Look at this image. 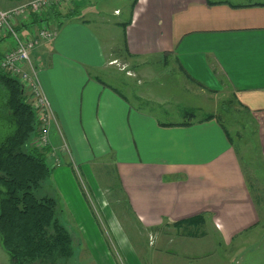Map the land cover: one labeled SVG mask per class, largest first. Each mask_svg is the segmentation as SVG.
<instances>
[{
  "label": "crops",
  "instance_id": "obj_1",
  "mask_svg": "<svg viewBox=\"0 0 264 264\" xmlns=\"http://www.w3.org/2000/svg\"><path fill=\"white\" fill-rule=\"evenodd\" d=\"M27 1L0 0V10ZM78 1L58 6L63 16L52 9L43 13L56 35L31 52L56 114L46 146L52 149L51 167L65 169L69 163L60 159L54 166L53 154L64 145L80 170L95 156L112 155L135 217L147 226H159L164 220L202 215L214 237L203 229L192 238H211L204 242L208 251H218L222 244L253 232L261 220L252 191L255 179L242 162L239 145L230 140L218 119L191 118L189 125L161 120L156 112L137 106L124 87L113 84L114 79L120 80L109 70L123 72L122 82L143 84L138 71L147 58L173 56L192 90L207 97L228 91L237 110L252 115L264 156V0H138L126 13L115 7L113 20L101 18L102 25L84 14ZM76 5L80 14L65 16ZM41 21L32 14L17 29L28 34ZM8 37H0L5 40L4 51L16 44ZM35 140L36 136L32 145ZM98 202L109 209L106 198L99 197ZM68 212L79 226L75 210L68 208ZM111 214L110 210V218L116 219ZM158 247L160 252L165 250ZM2 248L0 238V264ZM184 248L175 247L168 254L174 258L178 251L186 252ZM127 253L141 260L136 251ZM158 254L153 256L155 264L157 258L165 264L166 256ZM183 257L185 264H208L206 258H216L184 253Z\"/></svg>",
  "mask_w": 264,
  "mask_h": 264
},
{
  "label": "rangeland",
  "instance_id": "obj_2",
  "mask_svg": "<svg viewBox=\"0 0 264 264\" xmlns=\"http://www.w3.org/2000/svg\"><path fill=\"white\" fill-rule=\"evenodd\" d=\"M132 2L133 0H79L78 5L81 6L84 14H90L96 24L102 25L99 19L111 18L113 20L115 7L122 8L126 13ZM8 41L14 43L15 39L10 36ZM4 42L5 40L0 41L1 50L5 48ZM174 63L173 56L168 58L159 55L147 58L141 66L143 69L138 71L141 73L143 84H140L138 80L137 82L133 80L122 82L125 74L123 72L118 74L115 68L109 72H112V77L118 76L121 81L120 83L114 79L113 84H117L120 88L124 87L130 99L137 106L141 105L147 111L156 112L161 120L175 122L189 120L191 118L186 115L187 110H193L196 114L194 118L199 120L208 113H221L226 125L229 126L233 141L239 145L242 162L252 170V177L255 179L252 181L254 186L252 191L255 200L259 202L261 212L259 226L253 232L244 233L243 236L234 239L229 245L222 244L224 248L215 252L208 251V244L204 243L209 237L192 238L196 235L187 233L191 230L196 234H202L203 232H197L203 229L211 231V225L208 227L204 224L197 227L181 226L177 228L180 230L179 233L175 232L174 221L164 220L159 226H147L138 220L131 210L127 194L121 186L116 171L115 158L112 155L95 156L92 163H84L81 165L83 170H80L70 160V148L64 145L59 150L56 149V156L53 154L54 166L61 162L60 159H66L69 163L64 166L65 169H62L63 166L55 167L51 177L44 180L35 192L39 197L50 195L58 199L59 218L73 237V254L70 258H60L55 262L38 260L30 264H100L104 262L108 264L110 261L114 264H155L153 256L159 257L158 253L166 256L165 264L166 262L167 264H185L183 253L186 256L193 254L202 257L213 254L216 258H206L208 264L264 263V156L256 134L257 126L255 122L248 123L247 116L243 111H237L238 107L233 108V103L232 107H228V101L232 99L234 102L230 92L226 91L213 96L209 94L207 97L203 92L192 90L195 89L194 86L188 84L183 73ZM133 67L134 65H129L130 69ZM100 75L104 77L106 73L102 72ZM39 78L51 105L53 113L51 122L53 123L56 121V114L40 74ZM137 95L143 97L140 98ZM26 99L30 103L27 95ZM137 99H142V101ZM99 197L108 200V205L105 204V206H109V209L101 206L98 202ZM68 208L71 211L75 210L80 220L79 226L83 225V227H79L76 221L71 219ZM110 210L114 212L113 216L118 220L110 218ZM119 223L122 230H118ZM213 233L211 231L210 234ZM209 241L211 242V238ZM220 241L219 243L222 242ZM158 245L165 250L160 252ZM183 246L186 252L178 251L179 253H176L174 258L169 256L168 253L175 247ZM2 249L4 251L2 263L11 264L9 253L4 247ZM128 250L134 253L136 251L141 260L129 257ZM157 259L159 264V258ZM200 263L201 261L194 262V264Z\"/></svg>",
  "mask_w": 264,
  "mask_h": 264
},
{
  "label": "trees",
  "instance_id": "obj_3",
  "mask_svg": "<svg viewBox=\"0 0 264 264\" xmlns=\"http://www.w3.org/2000/svg\"><path fill=\"white\" fill-rule=\"evenodd\" d=\"M137 1L133 0L132 10ZM57 8L54 6L50 9L55 11V15H62ZM75 11L80 14V6H74L65 16H72ZM4 53L0 49V60ZM228 103V107L234 104L232 99ZM187 111L186 115L190 118L196 116L193 110ZM246 116L247 122L251 123L252 115ZM213 118L218 119L234 142L221 113H208L200 120ZM191 123L187 119L177 124ZM38 134L37 114L26 99L22 83L0 66V238L11 257V264H30L38 260L55 262L60 258H70L73 254V237L59 218L58 199L50 195L39 197L35 192L44 180L51 177L53 171L48 161L52 149L32 145V139ZM205 222V218L198 215L173 224L176 227H197ZM188 234L193 233L188 231Z\"/></svg>",
  "mask_w": 264,
  "mask_h": 264
},
{
  "label": "built area",
  "instance_id": "obj_4",
  "mask_svg": "<svg viewBox=\"0 0 264 264\" xmlns=\"http://www.w3.org/2000/svg\"><path fill=\"white\" fill-rule=\"evenodd\" d=\"M67 1L69 0H29L10 10H0V37L12 36L16 43L13 48L5 51L0 60V66L20 80L25 94L37 113L39 134L36 137L35 145L40 148L49 144V127L53 113L39 78V69L32 59L31 52L43 40H51L56 35V29L40 15ZM32 14L42 18L43 22L41 21L33 31L22 35L17 26Z\"/></svg>",
  "mask_w": 264,
  "mask_h": 264
}]
</instances>
